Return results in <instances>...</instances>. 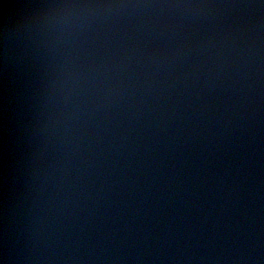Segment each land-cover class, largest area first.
Wrapping results in <instances>:
<instances>
[{
	"label": "water",
	"instance_id": "obj_1",
	"mask_svg": "<svg viewBox=\"0 0 264 264\" xmlns=\"http://www.w3.org/2000/svg\"><path fill=\"white\" fill-rule=\"evenodd\" d=\"M0 264H264V0H0Z\"/></svg>",
	"mask_w": 264,
	"mask_h": 264
}]
</instances>
